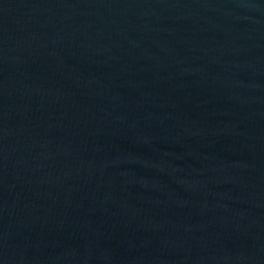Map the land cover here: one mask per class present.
<instances>
[{"label": "water", "instance_id": "1", "mask_svg": "<svg viewBox=\"0 0 264 264\" xmlns=\"http://www.w3.org/2000/svg\"><path fill=\"white\" fill-rule=\"evenodd\" d=\"M0 264H264V0H0Z\"/></svg>", "mask_w": 264, "mask_h": 264}]
</instances>
